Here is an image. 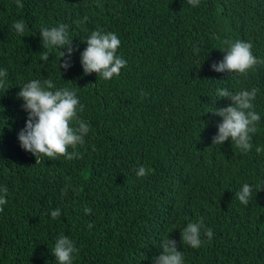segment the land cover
I'll use <instances>...</instances> for the list:
<instances>
[{
  "label": "trees",
  "instance_id": "trees-1",
  "mask_svg": "<svg viewBox=\"0 0 264 264\" xmlns=\"http://www.w3.org/2000/svg\"><path fill=\"white\" fill-rule=\"evenodd\" d=\"M22 4L0 0V68L10 72L0 87V264H56L51 248L61 234L79 249L73 264H152L165 238L177 242L184 264H264V152L254 151L264 145V63L246 78L210 67L237 39L264 61V0ZM15 20L25 22L23 37L10 28ZM61 24L73 50L67 71V57L39 38L41 27ZM93 30L121 41L126 66L107 81L80 64ZM31 79L69 88L84 105L79 119L90 130L79 158L35 157L19 146L26 113L17 92ZM219 87L259 89L261 121L247 153L228 141L212 145L222 120L213 110L230 103L216 96ZM243 183L255 186L247 205L235 197ZM197 219L213 236L194 249L180 231Z\"/></svg>",
  "mask_w": 264,
  "mask_h": 264
},
{
  "label": "clouds",
  "instance_id": "clouds-1",
  "mask_svg": "<svg viewBox=\"0 0 264 264\" xmlns=\"http://www.w3.org/2000/svg\"><path fill=\"white\" fill-rule=\"evenodd\" d=\"M17 7H23L22 0H15ZM192 7H196L199 0H188ZM10 28L23 37L25 22L15 20ZM40 40L45 49H59L62 57L60 69L67 71L71 67L72 55L71 41L66 26L61 24L56 27H41ZM84 43L86 47L80 53V64L85 75L96 73L105 81L114 76H119L126 60L118 53L121 41L112 31L93 30L87 35ZM223 59L213 63L210 67L217 73L225 71L241 77H247L249 71L264 61L253 55L252 45L248 41H228ZM46 59V54L44 57ZM8 73L0 68V86H3ZM257 87L240 88L231 91L226 87H219L215 94L219 98H228L230 103L225 107L214 109L215 115L222 118L217 125L212 145H223L230 142L240 152L247 153L253 150L252 136L257 132V124L261 121L260 112L256 111ZM17 97L22 101V110L26 113L23 128L17 133V141L22 150L37 157L44 155L58 158L63 156L71 160L79 158L76 152L77 145L84 144V138L89 133L90 125L79 119V113L84 110V105L79 102L76 93L66 87H56L52 80L31 79L19 87ZM72 149V151H68ZM257 154L264 152V145H256ZM144 166L138 167L137 177L146 175ZM254 185L243 183L235 192V197L241 204L247 205L254 189ZM7 188L0 186V211L7 204L5 197ZM89 208H84L85 214ZM61 215L60 209L50 211V216L55 219ZM181 241L191 248H199L204 242L202 237L211 240L213 230L205 227L201 219L188 221L180 231ZM176 241L165 238L160 244V253L151 258L152 264H184L181 251L177 250ZM79 249L69 236L59 235L51 248V254L56 264H73Z\"/></svg>",
  "mask_w": 264,
  "mask_h": 264
},
{
  "label": "rangeland",
  "instance_id": "rangeland-1",
  "mask_svg": "<svg viewBox=\"0 0 264 264\" xmlns=\"http://www.w3.org/2000/svg\"><path fill=\"white\" fill-rule=\"evenodd\" d=\"M39 38H40V36H39ZM7 73H8V74H10V72H9V71H8ZM5 83H6V81H5ZM0 87H1V86H0Z\"/></svg>",
  "mask_w": 264,
  "mask_h": 264
}]
</instances>
